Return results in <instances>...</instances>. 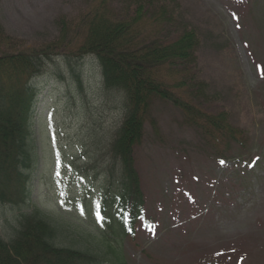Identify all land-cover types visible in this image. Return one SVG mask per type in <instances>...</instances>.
Returning a JSON list of instances; mask_svg holds the SVG:
<instances>
[{
  "label": "rangeland",
  "instance_id": "rangeland-1",
  "mask_svg": "<svg viewBox=\"0 0 264 264\" xmlns=\"http://www.w3.org/2000/svg\"><path fill=\"white\" fill-rule=\"evenodd\" d=\"M94 1L0 0V25L12 41L3 51L54 41L61 21L77 31ZM157 1L168 11L177 7L166 13L172 20L160 34L162 41L182 29L194 31L198 40L192 76L167 83H182L176 90L185 92L192 106L224 116L240 133V142L215 150L206 131L190 126L170 104L154 103L133 152L145 218L135 240L123 241L120 254L125 264H264V0ZM130 5V0H110L106 10L121 19ZM87 58L80 63L82 90L59 62L33 81L38 90L46 75L63 83L38 93L30 124L36 153L30 198L23 205L0 207L4 239L13 237L16 217L38 211L61 227L57 246L90 248L95 240L92 224L67 201L82 193L81 199L85 190L70 169L92 165L83 157L87 151L94 154V135L104 138L118 122L119 105L113 95L102 93L99 71L87 62L95 61ZM193 79L207 91L198 93Z\"/></svg>",
  "mask_w": 264,
  "mask_h": 264
},
{
  "label": "trees",
  "instance_id": "trees-1",
  "mask_svg": "<svg viewBox=\"0 0 264 264\" xmlns=\"http://www.w3.org/2000/svg\"><path fill=\"white\" fill-rule=\"evenodd\" d=\"M109 1L95 0L77 23V31L61 21L57 38L38 48L3 51L12 41L0 25V205L22 201L36 168V153L30 144L35 91L29 83L48 65L59 62L81 90L80 63L90 57L96 61L102 92L113 95L122 110L120 128L116 125L104 141L94 135V155L90 157L92 161L106 157L112 166L119 165V216L116 220L110 212L115 197L106 193L105 231L95 234L90 248L73 249L56 245L55 240L64 234L49 218L38 211L22 215L15 219L11 240L0 236V264H125L120 254L122 238L134 234L142 205L132 153L141 142L154 103H168L177 109L186 123L206 131V140L215 149L220 145L228 149L229 141H238L240 133L224 116H212L192 106L186 93L176 90L183 87L182 83H167L181 75L192 76L189 67L194 65L192 56L198 46L194 31L185 29L177 31L170 41H162L160 34L172 20L166 13L172 14L177 7L168 11L157 0H130L128 13L114 19L106 10ZM193 83L198 93L207 91L195 79ZM104 174L112 180L113 169L107 165Z\"/></svg>",
  "mask_w": 264,
  "mask_h": 264
}]
</instances>
